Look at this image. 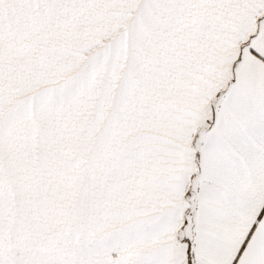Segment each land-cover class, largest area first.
<instances>
[{
  "label": "snow or ice",
  "instance_id": "snow-or-ice-1",
  "mask_svg": "<svg viewBox=\"0 0 264 264\" xmlns=\"http://www.w3.org/2000/svg\"><path fill=\"white\" fill-rule=\"evenodd\" d=\"M0 264H264V0H0Z\"/></svg>",
  "mask_w": 264,
  "mask_h": 264
}]
</instances>
